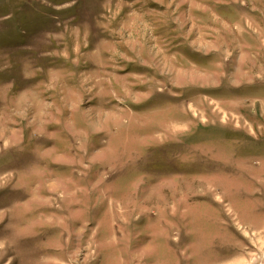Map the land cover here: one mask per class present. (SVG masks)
<instances>
[{
  "label": "rangeland",
  "instance_id": "obj_1",
  "mask_svg": "<svg viewBox=\"0 0 264 264\" xmlns=\"http://www.w3.org/2000/svg\"><path fill=\"white\" fill-rule=\"evenodd\" d=\"M0 264H264V0H0Z\"/></svg>",
  "mask_w": 264,
  "mask_h": 264
}]
</instances>
